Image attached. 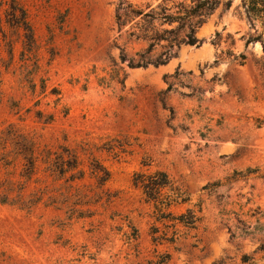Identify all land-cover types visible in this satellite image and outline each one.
Returning <instances> with one entry per match:
<instances>
[{
	"label": "rangeland",
	"instance_id": "obj_1",
	"mask_svg": "<svg viewBox=\"0 0 264 264\" xmlns=\"http://www.w3.org/2000/svg\"><path fill=\"white\" fill-rule=\"evenodd\" d=\"M225 1L199 47L129 69L120 48L144 45L127 43L130 25L118 32L116 0H0V264H264V51L245 45L241 1ZM12 2L33 31L29 55ZM113 64L123 84L101 85ZM154 173L178 197L168 209L134 186ZM187 210L192 229L158 218ZM236 214L252 235L231 237Z\"/></svg>",
	"mask_w": 264,
	"mask_h": 264
},
{
	"label": "trees",
	"instance_id": "obj_2",
	"mask_svg": "<svg viewBox=\"0 0 264 264\" xmlns=\"http://www.w3.org/2000/svg\"><path fill=\"white\" fill-rule=\"evenodd\" d=\"M137 1V3H133L131 0H116L114 4V19L118 32H121L126 26L130 25V29L124 31L127 43L132 42L144 45L141 49L132 54L126 51V47L120 48L119 61L121 64H125L129 69L158 68L166 65L175 56L174 50H178L181 45L199 47L201 41L195 36L197 29L201 27L208 16H210L224 0H188L189 4L185 3L186 0ZM240 1L245 9L247 23L250 29L254 31V34L248 37L245 45L247 46L250 43L259 42L264 51V0ZM155 2H157V5L152 6ZM168 4H171V6H168ZM230 6L231 0H226L224 3L225 9H229ZM6 16L9 19L10 25H14L24 32V51L22 55L24 53H26V55L33 53L35 49V40L33 31L27 22L25 12L16 7L13 3L6 11ZM174 24L175 27H172ZM258 25L262 32L258 31ZM240 59L244 60L245 58L240 56ZM113 67L110 79H102L101 85H108L114 80L117 83L123 84V80H120V73L122 70L117 68L116 64H113ZM178 75L179 74L176 73L174 78L176 79ZM169 78H172V76L165 77V80ZM169 91H171V85H168L165 94ZM159 100L163 108L166 109V97ZM171 115V119H173L172 111ZM26 155L31 158V151L29 148H27ZM30 165L32 166L31 159ZM67 170H61L59 174L64 175ZM252 172L253 171H250L249 173ZM235 176H237L236 173L230 179L236 178ZM98 178L101 185H104L108 181L109 176L105 172L103 176ZM133 183L135 187L142 191L148 201L157 203L159 207L164 209H168L178 198L174 193L175 191L171 181L164 173H154L151 175L135 174ZM205 189L207 188H204V190ZM221 215L226 217L224 220L227 224H230L231 219L229 214L222 213ZM242 216L243 214H236V225L227 227L232 238H235L236 232L242 236L253 234V232H251V225L248 224L246 220H243ZM158 218L160 220L169 218L174 222V228L176 225H180L187 229H192L198 221L197 215L192 210H187L184 214L176 217L171 214L165 215L164 213H160ZM255 223L258 225L259 220L257 219ZM254 229V231L260 230L258 226L254 227ZM168 242L173 243L174 238L169 239ZM168 260V257H164L163 262L159 264H164V262ZM242 261L246 263L249 259L244 257Z\"/></svg>",
	"mask_w": 264,
	"mask_h": 264
}]
</instances>
